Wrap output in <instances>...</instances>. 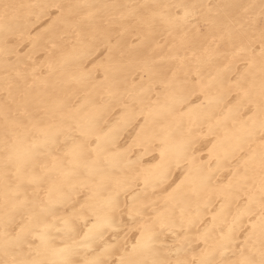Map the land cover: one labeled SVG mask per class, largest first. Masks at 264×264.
<instances>
[{"label": "bare ground", "instance_id": "6f19581e", "mask_svg": "<svg viewBox=\"0 0 264 264\" xmlns=\"http://www.w3.org/2000/svg\"><path fill=\"white\" fill-rule=\"evenodd\" d=\"M0 264H264V0H0Z\"/></svg>", "mask_w": 264, "mask_h": 264}]
</instances>
